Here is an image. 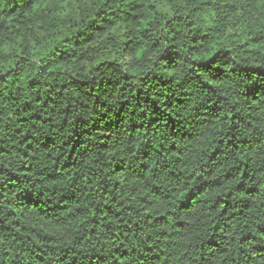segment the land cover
Listing matches in <instances>:
<instances>
[{"label": "trees", "instance_id": "1", "mask_svg": "<svg viewBox=\"0 0 264 264\" xmlns=\"http://www.w3.org/2000/svg\"><path fill=\"white\" fill-rule=\"evenodd\" d=\"M0 264H264V0H0Z\"/></svg>", "mask_w": 264, "mask_h": 264}]
</instances>
